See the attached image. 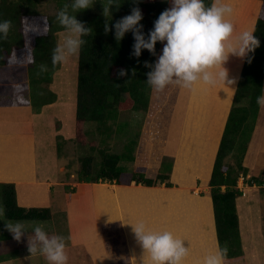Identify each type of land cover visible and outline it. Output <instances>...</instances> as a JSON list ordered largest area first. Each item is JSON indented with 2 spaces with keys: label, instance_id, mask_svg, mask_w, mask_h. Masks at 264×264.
<instances>
[{
  "label": "trees",
  "instance_id": "obj_1",
  "mask_svg": "<svg viewBox=\"0 0 264 264\" xmlns=\"http://www.w3.org/2000/svg\"><path fill=\"white\" fill-rule=\"evenodd\" d=\"M260 1L263 5L256 22L254 35L259 37L261 43L254 52L245 57L209 181L218 243L220 247L228 249L223 261L225 264H240L245 257L236 204L237 198L243 195V191L238 188L240 177L246 178L251 174L248 181L249 186H259L262 189L264 187L262 175L264 164L258 165L253 171L244 165V158L260 113L261 105L257 103V97L264 93V0ZM211 2L212 0H205L206 5H210ZM39 3V0H0V20L11 21L7 38L0 40V67L5 66L8 60L12 61L13 55L24 48L23 22L28 17L40 14ZM67 3L69 0H60V8H64ZM135 6L145 9L151 15L150 22L143 28L147 34L159 14L171 7V2L140 0L136 5L132 0H117V4L112 5L111 11L106 15L92 13L89 8L77 13L69 8L72 14H76L78 20L92 29L83 37L85 43L79 51L77 133L79 132L80 135L81 127L85 124L96 123L104 133L109 134L113 131L120 112L128 109L147 113L149 123V128L141 133L148 149L139 156L133 153L134 150L132 151L133 142L131 146L126 145L123 153H112L107 149L89 145L90 152L80 159L81 167L77 172L78 183L130 184L122 183V176L128 172L123 162H135L131 183L150 187L165 184L167 187H173L170 181L172 164L165 159L164 153L168 122L175 107L180 85L171 84L157 91L146 82V73L150 69L145 66L144 61L151 62L157 58L163 47L161 42L158 41L156 44L157 56H153L147 49H144L141 56L137 58L130 55L134 43L131 31L119 42L116 40L115 28L112 26L124 15L130 14ZM56 16L49 18L47 32L35 38L31 53L33 60L28 75L29 105L34 113H40L44 106L53 104L57 99V95L48 89L60 64L55 66L52 64V51L57 45L56 34L65 31ZM106 23L111 29L107 32L105 31ZM249 56L251 62H249ZM41 64L47 65V71L40 70ZM121 68L128 70L127 76H118ZM132 69H136L135 75ZM18 95H20L19 92ZM126 126V122H120L117 124V129L123 132L121 129ZM194 145L195 143L189 147L193 148L189 154H194L196 148ZM96 150H98L100 160L95 155ZM228 157L234 159V164L227 162ZM150 167L158 168L154 178L147 176ZM207 167L203 164L201 173L205 172ZM197 168L199 167H194V173L198 172ZM182 176H184V170H182ZM92 187L93 185H89L85 189L89 191L87 192L89 202L93 201L90 194ZM0 194L5 206L6 218L11 221H47L52 218V210L49 207L25 208L20 206L17 201L16 185L13 183L0 184ZM68 194H70V199L78 198L79 201H83L80 197H84L86 192L81 194L76 188H72ZM83 202L86 203V201ZM92 203L94 204V201ZM100 235L99 237L102 236ZM87 263L91 264V261L88 260Z\"/></svg>",
  "mask_w": 264,
  "mask_h": 264
},
{
  "label": "rangeland",
  "instance_id": "obj_2",
  "mask_svg": "<svg viewBox=\"0 0 264 264\" xmlns=\"http://www.w3.org/2000/svg\"><path fill=\"white\" fill-rule=\"evenodd\" d=\"M39 1L40 3L38 10L40 14L38 16L28 17L23 22L22 32L24 48L22 51H19L13 55L12 61L8 60L5 66L0 67V108L2 109V106H4V126L13 123V119L17 117L20 118L23 112H28L26 113L27 115L24 117L22 116L23 124L30 127L29 124L31 123V128L35 129L33 130L35 131V135H37V132L39 131L47 132L48 135H50L48 138L51 140V142L50 144H47V149L50 152L48 155L51 156L50 161L52 162L51 159L56 157L55 159L58 163V166L60 169H62V171H59V174L57 175L59 184L52 183L54 184V187L49 192L44 185H41L40 188L37 187L36 191L33 187L32 189H29L28 186L18 187V204L20 206L25 208L49 207L52 210V218L50 220L21 221L26 225V228L29 232L24 236L28 237L29 234L31 235L32 226L36 223H40L44 226L49 235L59 234L65 238L66 253L68 255L67 264H86L88 260L91 261L92 255L89 254V246L93 244L92 241L95 243L97 240L101 241L102 245L104 246L106 257L109 259L110 264H133L132 256L128 254V243L123 235V221H120V219L115 217H110V220H112L110 221L109 218L103 219L102 217H99V215L97 216L95 214V208L97 205L92 203L93 201L95 203L97 196L99 197V195H96V185L111 186L116 184L105 182L98 184L78 183L77 172L81 167L80 159L82 156H85L88 152H90L88 148L91 144L97 146V148L107 149L112 153H123L125 151L126 145L130 144L129 146H131L133 142L132 151L134 150L133 153L136 156L146 152L148 145L141 136V133L145 129L149 128L148 115L147 113L134 111L132 109L121 111L111 133H104L103 129L98 127L96 123H88L81 127L82 131L79 135V132L77 133L76 130L79 54L69 56L65 62L60 63L58 70L53 75L51 84L48 85V89L57 95L56 101L53 104L44 106L40 113L33 112L32 107L29 105L30 89L28 85V75L29 67L31 66L33 60H30V57H32L31 53L35 43V38L47 32L49 18L56 16L61 9L59 5L60 0ZM158 1L168 2L170 0ZM104 7H108V0H94V3L89 7V9L92 13L103 14ZM141 10L143 12V19L140 23L146 25L150 22L151 15H149L145 9ZM129 32H127L125 35H127ZM66 35V30L58 32L56 34L57 44L62 42ZM174 89L175 88H173V90ZM169 90L170 89H168V91ZM191 91L192 88H186L181 85L179 86V93L175 101V107L168 122V136L165 143L164 156L165 159L172 164V168H174V163L177 158V150L179 149V146L181 147V130L183 132L182 125L188 118V116H186V111L188 110V106L191 103H194V100H192L191 97ZM18 92L20 95H18ZM199 98L200 96L198 99ZM198 104L200 103L197 102V105ZM207 106L209 107V104ZM42 112L44 113V117H41L40 119L36 118L34 115H31L41 114ZM194 121L196 122V118ZM120 122L127 123V126L121 129L123 132H119L117 129V124ZM260 124L263 128L264 117ZM8 127L11 129H16L15 126ZM21 127H23V125L20 126V128ZM197 136L199 135L193 134V137ZM215 136L217 135L215 134L211 136V139L214 141L213 145H211V148L215 145ZM263 136L264 134H262V137ZM44 139L46 141V137ZM194 143L196 142H185L186 145H183L182 150L191 147ZM262 144L263 147H261L264 149L263 141ZM249 146L250 143L248 145V149ZM257 147L258 145L255 142L253 144L252 153L255 152ZM45 150L46 148L43 150V154L48 158L47 152ZM94 152L97 156V159L100 160L98 150ZM263 153L261 154L262 164H264ZM186 160L187 159L178 161V166L175 172V175L180 179L179 184L182 186V188L178 191L170 192L161 196L163 199L168 201L169 207H167L166 210L161 211L162 220L156 219L157 221L154 220L152 222L154 223V226L151 230H169L172 231L177 237L184 233L185 236L181 237L184 238L185 247H187L186 241H191L194 244L193 247L196 250V253L188 251L187 259L197 261L200 257L199 252H202L203 258L219 243L217 239L216 225H214L211 211L209 183L205 185L204 182L196 180L191 184L192 186L190 185V188H187L188 176H186V174L182 176V170L185 172L187 166L184 163ZM227 162L234 164V159L232 157H228ZM45 163L50 164L49 161ZM52 164H54V162H52L50 165V171H52L51 169L53 168ZM123 165L128 169V172L122 176V183H130L127 185H132V170L136 164L135 162H123ZM43 168L45 169V166ZM157 172L158 168L156 167H150L148 169V174L152 178L156 177ZM262 175L264 178V172ZM242 177L243 176H241L239 179L238 188L243 191V195L236 200L241 244L245 255L244 260H242L240 264H264V187L262 189L259 186H249L248 181L251 178V174H249L244 179ZM173 184L175 185L174 181ZM89 185H93L90 191V194L93 198L92 202H89V193H87L89 191H86V195L83 197V201H86V203L83 201L79 202L78 200L74 201L75 199H70V194L68 193L71 192L72 188H76L77 192L80 193L81 189L85 190ZM65 186L67 187L65 188ZM189 189L191 194L202 197H194L195 200L193 201L196 205L199 204L200 201L205 203V206H207L208 209V221L209 223H213L212 228L210 223V231L205 235H198V232L190 235L192 229L190 220L193 214L191 212L192 215H189L188 212L193 211L195 205L191 201L192 198L188 197ZM124 193L125 190L121 188L119 195ZM0 203H2L1 194ZM248 203L250 205L249 207H246ZM186 211L187 213L183 216V212ZM202 215L204 214L202 213ZM4 224L5 221L0 220V236L4 233V240H6L13 235L4 227ZM162 226L164 228H162ZM94 228L96 231L93 230ZM95 232H97L98 236ZM81 235H85L83 241L86 242V245L85 243H80V245L77 246L73 243L74 237L81 238ZM99 235L101 236L100 238ZM197 236L200 239H197ZM87 238L92 240L91 244L88 242ZM194 238H196V240H194ZM216 239L217 242H215ZM8 248L11 249L12 247ZM86 255L88 256L86 257ZM40 260L41 261L39 264H48L45 257L40 256ZM223 264L225 263L223 262Z\"/></svg>",
  "mask_w": 264,
  "mask_h": 264
},
{
  "label": "crops",
  "instance_id": "obj_3",
  "mask_svg": "<svg viewBox=\"0 0 264 264\" xmlns=\"http://www.w3.org/2000/svg\"><path fill=\"white\" fill-rule=\"evenodd\" d=\"M227 2L231 3L233 6V12L229 19H231L235 26L234 39L245 30L254 32L263 2L260 0H227ZM245 57L229 54L228 59L223 63V66L227 69L228 74L226 81L224 79H219L214 85L211 86L198 83L192 87L191 97L192 100H194V103H191L188 106V110L186 111V116H188V118L182 125L184 133L181 130V147L179 146V149L177 150V158L174 163V168H172V174L170 178V181L172 183L174 181L175 183V185L173 184V187H167L165 184H159L160 186L157 185L150 187L138 185L136 183H133L132 185H96V187H105L106 192L104 191L105 196H103V198L96 197L94 203L97 205L95 208V214L97 216L99 215V217H102L103 219L115 217L120 219V221H123V231L125 232H123V235L128 243V254L132 256L133 264H151V258L147 253L144 252V249L137 241L135 234L131 230V225L125 223H137L139 221H144L147 227L152 229L154 226V223L152 222L156 219H161V211L166 210V208L169 207L168 201L163 199L161 196L170 192L178 191L182 188V186L179 184L180 179L175 175V172L178 166V160L182 153L183 145H186L185 142H198V145L194 150V154L189 156L185 161V164L188 165L184 172V175L186 174V176H188L187 178L189 179L187 182V188H190V185L196 180L204 182L205 185L209 183L221 137L233 104L234 95L238 86ZM228 80H233L234 83L227 82ZM199 96L200 98L198 99ZM197 102L200 104L197 105ZM208 104L209 107L207 106ZM26 113L28 112H23L20 118L17 117L13 119V123L4 126V106H2V109L0 110V184H15L17 201H19V186H28L29 189H32L33 187L36 191L37 187L40 188L41 185H44L49 192L54 187V184H59L57 175L59 174V171H62V169H60L58 166V163L55 159L56 157H52L54 160L51 159L54 164H52L53 168L51 169L52 171H50V165L52 162L50 161L51 156L48 155L50 152L47 149V144H50L51 142V140L48 138L50 135L44 131H39L37 132V135H35V131H33L35 129L31 128V123L29 124L30 127L25 126L23 124L22 116L24 117L27 115ZM31 115H34L39 119L44 117L43 112L41 114ZM263 117L264 106H260V113L256 123L255 131L252 136L253 138L250 142L248 152L244 158V165L251 171H253L258 165L262 164L261 154L264 152V149L262 148L264 136L262 137V134H264V127L262 128L260 123ZM195 118L196 122L194 121ZM191 121H194L192 126ZM22 125L23 127L20 128ZM8 126H15L16 129L13 127V129H11ZM193 134H198L199 136L193 137ZM215 134L217 135L215 136L217 140L215 139V145L213 148H211V145H213L214 142L211 139V136ZM45 137L46 141L44 139ZM255 142L257 143L258 147L255 152L252 153L253 144ZM45 148L48 158L43 154V150ZM46 160L49 161L50 164L45 163L47 162ZM203 164L207 165L208 167L205 172L201 173ZM44 166L45 169L43 168ZM194 167H199L196 169L198 172L194 173ZM147 176L151 177L149 176L148 171ZM121 188L125 190L124 194L126 195H119ZM86 191L87 190L83 191L81 189L80 193L82 194ZM188 192V197L192 198L191 201L195 205L193 211L188 212L189 215L193 214L190 220V225L192 227L190 235L194 234L195 232H198V235H205L210 231V223L211 228L213 227V223H209L207 218V206H205V203L201 201L196 205L193 200H195V198L202 197L191 194L190 189ZM80 198L83 199L82 196ZM209 198L213 222L215 225L211 195H209ZM76 200L78 199H75L74 201ZM249 205L250 204L248 203L246 207H249ZM186 213L187 211L183 212V216ZM201 213L204 215L201 216ZM162 228L164 227L162 226ZM93 230H95V228ZM95 233L98 236L97 232ZM81 236V238L74 237L73 243L75 245L79 246L80 243H85L86 245V242L83 241L85 235ZM181 236H185V234L182 233ZM181 236L179 235V238ZM181 238L184 239L183 237ZM196 238L200 239L198 236ZM196 238H194V240H196ZM91 241V239H88L90 244ZM215 242H217V239ZM92 243L93 244L89 246V254L92 255L91 264H110L109 259L106 257V252L101 241L97 240L95 243L92 241ZM186 245L189 247V251L196 253V250L193 247L194 244L191 241H186ZM8 247L12 248L10 249ZM199 253L200 257L197 261H193L191 259L188 260L186 256L184 263L186 264L188 260L187 264H200L202 260V252ZM4 256L7 259H4ZM40 256L42 255L36 254L30 256L28 251V237L23 236L20 241H17L13 238V236L4 240V233L0 236V264H39L41 261Z\"/></svg>",
  "mask_w": 264,
  "mask_h": 264
},
{
  "label": "clouds",
  "instance_id": "obj_4",
  "mask_svg": "<svg viewBox=\"0 0 264 264\" xmlns=\"http://www.w3.org/2000/svg\"><path fill=\"white\" fill-rule=\"evenodd\" d=\"M132 2L138 5L140 0ZM170 2L171 7L159 14L147 34L143 31L144 25L140 23L143 12L139 6L133 7L130 14L123 16L112 26L115 28V38L118 42L127 32H132L134 43L131 56L139 58L144 49L157 56L156 44L158 41L163 44L154 61H144L145 66L150 69L146 73V82L157 91L170 84L192 88L198 83L211 86L219 79L226 81L228 74L223 63L229 54L245 57L260 46L261 41L253 31L245 30L234 39L235 26L229 19L233 6L227 0H212L210 5H206L205 0ZM93 3L94 0H69L57 13L56 19L64 26L67 35L52 51L53 66L65 62L69 56L78 55L85 43L83 37L92 31L84 22L78 20L69 8L77 13L89 8ZM114 4H117V0H108L104 15L111 11ZM10 28V20H0V40L7 38ZM110 30L106 23L105 31ZM32 59L30 57V60ZM39 67L41 71H47L46 64ZM135 71L136 69H132L133 75ZM127 75V69H119L118 76ZM227 82L234 83L233 80ZM257 103L264 106V94L257 97ZM0 220L5 221L4 227L17 241L29 233L23 222H12L5 217L3 203H0ZM125 224L131 225L137 241L150 256L151 264H184L189 251V247L184 245V239L169 230H151L144 221ZM28 251L30 256H44L48 264H67L68 261L65 238L59 234L49 235L40 223L34 224L31 235H28ZM227 251V247L217 244L202 258L200 264H223Z\"/></svg>",
  "mask_w": 264,
  "mask_h": 264
},
{
  "label": "bare ground",
  "instance_id": "obj_5",
  "mask_svg": "<svg viewBox=\"0 0 264 264\" xmlns=\"http://www.w3.org/2000/svg\"><path fill=\"white\" fill-rule=\"evenodd\" d=\"M193 122H191V124H192ZM198 142H196L195 143V147L198 145L197 144ZM213 148V147H212ZM193 150V148H187V149H183L182 150V153H181V155H180V160H178V161H182L183 159H188V157L189 156H191V155H193V154H189L191 151ZM183 154H184V156H183ZM106 190V188L105 187H101V186H99V187H97L96 188V195H99V197H102L103 198V196H105V194H104V191ZM106 192V191H105ZM98 197V196H97Z\"/></svg>",
  "mask_w": 264,
  "mask_h": 264
},
{
  "label": "built area",
  "instance_id": "obj_6",
  "mask_svg": "<svg viewBox=\"0 0 264 264\" xmlns=\"http://www.w3.org/2000/svg\"><path fill=\"white\" fill-rule=\"evenodd\" d=\"M244 179V177H242Z\"/></svg>",
  "mask_w": 264,
  "mask_h": 264
}]
</instances>
